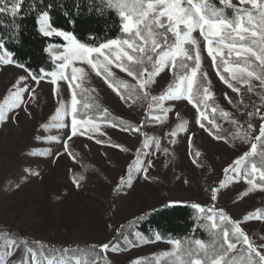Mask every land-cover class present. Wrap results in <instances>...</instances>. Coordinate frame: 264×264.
<instances>
[{
	"label": "rangeland",
	"instance_id": "1",
	"mask_svg": "<svg viewBox=\"0 0 264 264\" xmlns=\"http://www.w3.org/2000/svg\"><path fill=\"white\" fill-rule=\"evenodd\" d=\"M231 2L238 4V0ZM193 35L200 41L201 68L207 73L212 96L241 126L245 119L253 126L244 142L215 139L206 129H201L197 123V110L187 100L165 101L163 106L170 111L161 120L154 119L161 115L159 109L153 106L149 110L150 99L146 104L148 111L146 108H140L139 111L128 109L103 77L97 76L88 66L77 64L85 67L88 73L82 86L95 91L108 109L134 120L137 123L135 127L140 131L132 133L112 127L109 123L96 121L99 131L73 137L68 141L65 152L64 141L70 132V117L64 118L68 127L63 129L52 126L55 123L52 117L60 101L70 105L71 90L67 83L58 81L54 85L50 77L34 81L24 68L15 64L0 65V104H4L5 99L10 97L13 85L21 76L27 78L24 83L28 88L34 89L32 96L25 93L26 102L21 107L10 112L6 121H0V226L11 229L24 239L45 244L56 243L69 247L82 243L97 246L108 243L110 247L103 253L113 264H131L137 258H146L142 260V264L147 261L149 264H156L152 259L154 254L170 251L172 245L165 240H140L136 234L121 240L113 239L106 215L109 208H112L114 224L120 225L146 214L164 200L166 203L180 201L177 204L181 205H214L217 209H223L231 220L239 222L248 238L252 232L264 237V219L258 214L259 206L264 205V186L253 181L248 183L243 169L238 178L234 179L235 173L226 175L222 180L223 186L217 185L216 181L237 158L251 151L252 143L264 146V139L256 140L260 126L264 123V86L254 78L251 79L250 103L259 106L255 111L245 107L240 101L239 92H234L220 80L199 32L196 31ZM58 51L62 49H54L53 53H49L52 56ZM225 51L227 52L226 49ZM110 67L117 79L130 84L136 83L134 78L114 65ZM171 75L172 72L165 69L155 78V82L147 89L150 98L158 96ZM24 83L20 86L23 87ZM233 83L235 88L246 86L249 89V84L240 81ZM54 89L57 91L54 92ZM225 93L231 103L225 99ZM259 96L260 101L256 99ZM143 113L147 118L145 123L141 120ZM249 113L252 115L249 116ZM184 120L188 122L186 130L178 132L175 137L170 136L169 133ZM45 124L48 125L47 128L43 126ZM48 136H57L59 139H43ZM189 136L192 137L191 145ZM146 138L158 139L160 147L157 148L154 142L144 147ZM69 148L80 160H74L67 154ZM164 148L168 149L167 153L163 151ZM138 149L141 166L148 168V178H144L142 171L134 173L132 187L117 191L121 177L126 178L129 165L135 164ZM44 152H48V155H42ZM197 152L200 153L199 156H196ZM57 153L63 154L57 156ZM83 159L91 161L102 175L88 168ZM149 160L152 161L151 167L147 163ZM202 163H205L204 168ZM256 174L259 176V172ZM74 175L85 177L80 181L79 187L73 183ZM212 188H218L214 202L210 199ZM248 215L251 218L245 220ZM2 240L0 236V252L7 246V239ZM249 241L264 255V247L256 245L250 238ZM240 247L238 244L233 252ZM19 251L17 248L13 255L7 257L6 264L11 261H15V264H25L28 261L30 264V255H24L23 261L15 260Z\"/></svg>",
	"mask_w": 264,
	"mask_h": 264
},
{
	"label": "snow or ice",
	"instance_id": "2",
	"mask_svg": "<svg viewBox=\"0 0 264 264\" xmlns=\"http://www.w3.org/2000/svg\"><path fill=\"white\" fill-rule=\"evenodd\" d=\"M22 2L23 0H0V5H3L0 6V13L10 12L15 17L22 9ZM100 2L104 6L100 9L102 12L111 10L116 13L120 36L107 39L98 46L94 43L81 42L73 32L57 28L47 10L39 12L36 16L40 34L50 38L59 37L64 41L62 44H50L45 48V51L50 53H53L54 49H62L52 55V59L57 62L55 70L45 75L50 77L54 85L58 81L66 82L71 90L70 105L60 101L52 117L55 121L52 126L57 129L68 127L64 123V118L70 117V132L64 141L65 152L68 149V141L73 137L83 136L86 132L99 131L96 118L88 117L87 112L78 108L80 101L77 97L86 91L82 84L88 73L85 67H79L77 64L88 66L97 76L103 77L105 83L122 100L133 97L147 99L149 86L155 82L156 77L168 69L175 78L164 92L158 96H151L149 110H152L153 106L159 109L161 115L155 116L154 119L161 120L170 111L163 106L165 101L187 100L197 110V123L201 129H205L201 119L208 120L213 127L218 126L215 125L214 120L209 119L205 111L201 110V105L206 107L207 101L213 94L209 90L210 81H208L207 73H201L200 41L193 35L194 32L198 31L203 38L207 54L220 80L234 92L238 93L239 89L233 87L230 80L249 84V91L252 90L250 85L252 78L264 86V0H238V4H232L231 0H219V7L213 0H100ZM229 12L231 15L228 14ZM253 59L258 63H254ZM13 64L24 68L23 64L15 61L14 53L6 47V41L0 38V65ZM229 64L231 67L226 66ZM111 65L134 78L136 83L130 84L125 80L117 79ZM146 65H150L151 70ZM222 66L223 71L229 74L230 80L221 74ZM201 75L207 83L200 80ZM41 78L32 76L34 81ZM26 79L24 76L19 77L13 85L14 90L10 97L5 99L4 104H0V121H6L10 112L26 102L25 93L32 96L34 89L28 88L24 83ZM21 83H24L23 87L20 86ZM74 89H80V93ZM137 89L143 93V97L137 94ZM55 91L57 90L54 89ZM224 95L225 99L231 103L227 94ZM83 108L98 111L99 105L85 104ZM215 111L216 109H213V112ZM221 115L226 119L229 117L227 112L222 111ZM248 115L251 116L252 113ZM99 116L103 120H108V110L103 109ZM232 122L235 124V121ZM108 123L112 127H117V124L112 123L111 120H108ZM187 123L186 120L182 121L169 135L175 137L178 132L185 131ZM119 124L124 131H140L134 125H125L123 121ZM43 126L48 127L47 124ZM252 127L248 124L249 129ZM206 130L212 134V129ZM236 135H239V132ZM41 138L37 137V139ZM214 138L222 139L219 135H215ZM241 138L247 139V136ZM43 139L56 141L59 137L48 136ZM262 139H264V123L261 124L259 135L256 137L257 141ZM188 140L191 145L192 137L189 136ZM151 142H154L157 148L160 147V141L155 138H146L143 146L148 147ZM163 151L167 153L168 149L164 148ZM137 153L135 164L129 165V174L126 178L121 177L117 191L132 187L134 173L138 174L142 171L144 178H148V168L141 166L139 149ZM61 154L63 153H57V156ZM67 154L71 155V153ZM42 155H48V152ZM199 155L200 153L197 152L196 156ZM255 157H260L261 164H264V152H258L257 143H252L251 151L244 153L233 165L226 168L225 175L230 172L235 173V179L241 175L243 169L245 177L259 172L260 178L264 179V170L258 168L255 162L251 163L250 170L244 167L250 159ZM73 159H75L74 156ZM147 163L149 167L152 166L151 160ZM84 179L83 175H74L73 183L79 187L80 181ZM248 183L252 181L249 180ZM220 185L223 186V181H220ZM217 192L218 188L211 189V201H216ZM177 203L181 202L169 201L167 206H174ZM190 207L194 210L193 219L197 222L191 235L183 238H173L169 235L165 242L172 245V248L170 251L154 254L152 259L156 261V264H237L236 257L231 259L229 257L233 250L237 249L238 244L246 251V256L240 258V264H264V255L249 241L239 222L231 220L223 209H217L214 205L205 207L199 203H193ZM250 218L251 215H248L244 219ZM196 229L204 231L207 240L196 238ZM0 234L7 237L6 249L0 252V264H6V258L13 255L21 243L25 246L24 255L31 256L30 264H100V261L104 259L101 252L106 253L110 247L108 243H104L99 246L88 245L83 249L79 246L55 249L54 246L33 241L31 243L37 247L32 248L28 246L29 242L26 239L18 240L3 229H0ZM136 235L140 240L145 239L143 234L136 233ZM163 239L159 233L155 234V241L159 242ZM48 248H52L56 255H45V249ZM69 253H80V255H69ZM143 259L146 258H137L131 264H142ZM25 264L29 262L25 261Z\"/></svg>",
	"mask_w": 264,
	"mask_h": 264
},
{
	"label": "trees",
	"instance_id": "3",
	"mask_svg": "<svg viewBox=\"0 0 264 264\" xmlns=\"http://www.w3.org/2000/svg\"><path fill=\"white\" fill-rule=\"evenodd\" d=\"M213 2L217 7L220 6L219 0H213ZM49 5H51V7H49ZM103 7L104 6L101 4L100 0H23L22 9L20 13L15 17H13L10 12L0 13V38H3L6 41V47L12 53H14L15 61L18 64H23L24 69L28 71L31 76L35 75L37 77L48 78L45 73L54 71L55 64L57 62L52 59V56L49 52L45 51V48H47L50 44H62L64 43V41L59 37L50 38L44 37L42 34H40L36 24L37 14L44 10L49 11L52 22L57 28L73 32L81 40V42H86L89 44L94 43L98 46L99 43L104 42L107 39L117 38L120 36L118 27L119 20L116 13L111 10L102 12L100 9H102ZM228 14L231 15L230 12ZM90 38L95 39L93 40ZM253 62L258 63L255 62L254 59ZM146 66L149 68V70H151L150 65ZM226 66H231V64ZM220 71L221 74L225 76V78L230 80L228 73L223 71V66L221 67ZM201 73H205L203 68H201ZM174 78L175 77L172 73L169 82L158 92V95L166 90L167 86L173 82ZM200 80L204 83H207V81H204L202 75L200 76ZM230 83L234 84L231 80ZM211 89L212 86L210 84L209 90ZM74 90L77 93H80V89ZM85 90L86 91L82 95H78L77 97L80 101V103L78 104V108L83 109L84 112H87L88 117H95L96 121L106 123H108V120H111L112 123L117 124V127L119 129H122V126L119 124L120 121H123L125 125H137L134 120L125 118L108 109L104 104L103 99L95 91L87 89ZM124 94L127 95L126 93ZM137 94L143 97V94L138 89ZM239 98L240 101L245 105V107L252 108L254 111L259 106L258 104L253 105V103H250L251 100L249 97V89L246 86L239 87ZM149 99L150 96L148 95L147 99H135L133 97L132 99L123 101L128 109L139 111L140 108H146L145 110L148 111L146 104ZM256 99L260 101L261 97L259 96ZM85 104H98L99 110L93 111L91 109H84L83 106ZM103 109L108 110V120H103L99 116V113L102 112ZM213 109H216V111L213 112ZM201 110L205 111L209 119L214 120L215 125L218 126L213 127V125L209 123L208 120L201 119V122L205 125V129H212L211 135L213 137L215 135H219L220 137H222V139H225L227 141L240 140L241 142H244L248 139V132L250 130L248 128V121L246 119L242 121L241 126L238 120L231 117L230 113L227 119L223 117L221 115V112L226 111L213 96L207 101L206 107L204 105H201ZM145 117L146 114L143 113L141 120L144 123L147 120V118L145 119ZM232 121H235V124ZM130 132L133 133V131L131 130ZM237 132H239V135H236ZM245 135L247 136V139H242L241 137ZM257 151L264 152V146L262 144H257ZM69 153H71L72 158L73 156L75 157L74 160H80L79 156L70 148ZM83 161L88 168L98 171L102 175V173L91 161H88L87 159H83ZM253 162L257 164L258 168L264 170V164H261L260 157L250 159L244 167L250 170L251 163ZM201 166L204 168L205 163H202ZM225 176V174H222L217 177V185L220 184V181H222ZM245 178L247 180L253 181L257 185L264 186V179H261L256 173ZM189 187L192 189L190 185ZM162 191V194H164L165 190L163 189ZM167 204L168 203H166L164 200L159 206L155 207L146 214L136 216L120 225L114 224L112 217V208H109L106 215L108 217L110 231L112 233L113 239L121 240L124 237H131L136 233L143 234L145 239L149 241L155 240L156 233H159L164 238L163 240H166L169 235H171L173 238H183L185 236H190L192 229L197 223L193 219L194 210L190 207L191 204H175L174 206H167ZM258 214L264 219V205L259 206ZM0 229L9 232L18 240L24 239L5 226H0ZM0 236L3 238L2 242L7 239V237L3 234H0ZM195 237L207 240L205 232L200 229H196ZM249 238L256 245L264 247V237L260 236L257 232H252ZM26 240L29 242V247H37L35 244L31 243L35 240ZM43 244L54 246L55 249H61L65 247L56 243ZM88 245L95 244L82 243L70 245L69 247L76 248L77 246H79L83 249ZM24 247V244L21 243L19 247V254L15 258V260L23 261ZM72 254L80 255V253H69V255ZM45 255L53 256L56 255V252L53 251L52 248H48L45 249ZM101 256L104 257V259L100 261V264H113L105 257L103 252H101ZM245 256L246 251L241 246L237 251L232 252L229 258L231 259L232 257H236L237 264H240V258ZM145 263L149 264L150 262L147 261ZM9 264H15V261H11L9 262Z\"/></svg>",
	"mask_w": 264,
	"mask_h": 264
}]
</instances>
